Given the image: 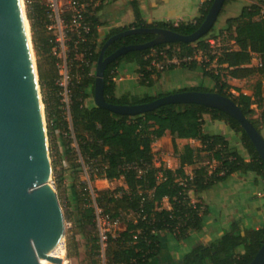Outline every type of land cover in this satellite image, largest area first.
<instances>
[{
	"label": "trees",
	"instance_id": "1",
	"mask_svg": "<svg viewBox=\"0 0 264 264\" xmlns=\"http://www.w3.org/2000/svg\"><path fill=\"white\" fill-rule=\"evenodd\" d=\"M28 1L30 3H28ZM115 1V0H108ZM213 0H205L199 15L190 23L173 26L168 23L146 24L140 17L137 0H129L134 22L126 27L109 30L107 35L98 40L97 28L100 25L96 13L101 9L100 3L90 18L89 35L92 56L90 65L76 68L77 60L73 58V80L71 81V98L69 120L64 119V112L58 102V90L54 86L57 77L56 60L51 54L52 38L45 29L46 7L42 0H24L25 13L29 23L31 41L35 52L38 84L46 91L42 103L45 118L49 124L60 132L72 135L78 146L81 159L107 182L122 179L123 186L113 190L109 188L92 190L95 207L92 206L90 193L84 187L82 217L85 225L94 228L95 213L107 217L110 222L118 221L121 230H115L113 236L107 234L105 244V264H150L160 253V234L170 235L177 243L187 239L190 232H198L202 226L205 209L199 203L191 204L187 193L195 195L209 189L213 184L224 181L234 173H254L264 184V165L251 141L232 117L221 111L201 105L172 104L139 116L116 115L106 109L92 106L87 108L84 101L87 91L93 94L95 65L103 43L111 36L129 28L157 27L168 29L180 35H189L203 21ZM233 0H225L223 7ZM222 7V8H223ZM264 2L243 7L237 17L225 20L223 31L228 34L231 43L228 48L211 54V49L203 38L185 44L181 42L158 45L150 49L128 52L105 67L103 72V97L112 105H136L148 103L167 94L153 97H132L124 94L114 95L115 71L121 62L135 63L138 66L137 82L140 86H152L153 76H158L155 68L150 66L146 56L152 50H165L167 58L177 60L193 57L200 53L199 59L188 63L170 65L167 70L182 68L188 71L201 69L203 77L213 83L211 89L191 87L182 91L214 92L232 100L241 110L250 124L261 135L264 126V112L254 118L256 110H262L264 99L261 84L257 82L250 96L241 94L227 84L226 79L242 80L254 75H264ZM219 16V15H218ZM151 35H132L117 39L105 50L104 56L110 55L122 46L143 44L151 40ZM176 51V53H175ZM253 56L259 58V66H251ZM206 58V63L202 58ZM43 61L42 63L40 62ZM210 63L219 72L208 73L206 66ZM237 92V96L231 93ZM203 116L212 121L223 122L233 133L239 135L240 143L248 160L246 161L220 135H209L202 130ZM168 133L173 151L177 155L179 166L170 170L160 164H153L152 145ZM263 138V137H262ZM264 139V138H263ZM175 140H194L198 148L184 145L177 149ZM71 142V141H69ZM205 153L208 163L192 169V178L188 179L184 171L186 166L194 165L199 154ZM211 160L215 165L211 169ZM100 164L97 168L95 163ZM264 194V190H263ZM166 200L168 209L162 207ZM83 223V224H84ZM95 238L92 242L94 256H98L99 245ZM264 243V223L257 229L242 228L238 221H232L222 235L204 244H197L184 254L176 264H248ZM91 264H97L92 259Z\"/></svg>",
	"mask_w": 264,
	"mask_h": 264
},
{
	"label": "water",
	"instance_id": "2",
	"mask_svg": "<svg viewBox=\"0 0 264 264\" xmlns=\"http://www.w3.org/2000/svg\"><path fill=\"white\" fill-rule=\"evenodd\" d=\"M224 1L213 0L201 24L189 35L139 27L109 37L96 61L92 100L95 107L130 117L172 104L221 111L239 123L264 165V139L232 100L217 93L175 92L136 105H112L103 97V72L108 64L131 51L200 40L214 26ZM24 18L19 0H0V264H60L61 259L52 256L62 242L64 223L56 193L47 183L50 167L44 119ZM132 35L153 38L104 56L112 42ZM248 264H264V243Z\"/></svg>",
	"mask_w": 264,
	"mask_h": 264
},
{
	"label": "crops",
	"instance_id": "3",
	"mask_svg": "<svg viewBox=\"0 0 264 264\" xmlns=\"http://www.w3.org/2000/svg\"><path fill=\"white\" fill-rule=\"evenodd\" d=\"M204 1L205 0H137L140 17L144 23H168L173 26L180 23L193 22L194 19L198 17L199 8ZM261 2H264V0H233L231 3L225 5L221 11L228 7L230 8L229 10H233L231 11L232 13H235L238 10L241 11L243 7L259 4ZM105 14L108 16L106 19L104 18ZM233 15L234 14H228L222 22V27H218V29H224L225 20L237 17ZM98 22L100 24L97 28L98 40L103 39L111 29L131 25L134 22V17L129 5V0H115L110 5L104 7L98 13ZM104 30H107V33H104ZM137 70L138 66L135 63L122 62L118 65L115 71V78L113 79L114 95L116 97H120L124 94L137 98L155 96L154 94L149 95L140 93L139 84L137 82ZM185 71L188 72V75L196 74L198 79H206V77H203L202 71L199 68L194 71L175 68L156 78L154 77V83H165L175 72L184 76L185 73L183 72ZM235 81L239 80L226 79L229 85L231 82ZM189 83L190 84L184 85L176 84L172 90L177 91L184 88L202 87L198 85L197 82ZM210 87H213V83L206 88L211 89ZM155 94L158 95L157 93ZM92 101L93 100L88 96L84 101V106L91 108L94 106L92 105ZM216 126H218V130ZM204 127H208L210 132H205ZM202 130L209 135H220L224 137L228 142L229 148L235 150L244 158V153L241 152L242 148L231 143L230 136L234 134L223 122L203 119ZM165 136L170 138L168 133H165L163 137ZM178 143H180L182 147L184 145H189L194 149L199 147V143L194 140H175V144ZM160 164L170 170H174L179 166L178 158H175V168L173 165H170L169 159L166 160V163L162 160L154 166L159 167ZM184 171L187 174L185 168ZM263 190V181L254 173H234L228 176L224 181L213 184L202 193L195 195L193 192H189L188 197L190 200L201 203L206 211L205 215L202 216L201 230L198 232H190L187 239L180 243H177L170 235L160 234V253L150 264H176L184 254L189 252V250L197 244H204L219 238L232 221H238L242 228L257 229L261 227L264 223ZM163 202L167 205V207L164 208L168 209L167 202L165 200ZM179 249H182L184 252H178ZM173 250L174 254L178 256L176 259L171 255Z\"/></svg>",
	"mask_w": 264,
	"mask_h": 264
},
{
	"label": "rangeland",
	"instance_id": "4",
	"mask_svg": "<svg viewBox=\"0 0 264 264\" xmlns=\"http://www.w3.org/2000/svg\"><path fill=\"white\" fill-rule=\"evenodd\" d=\"M113 1H107L106 3H103L101 6V9L96 13V16L98 17V13L106 6L110 5ZM23 3V11L25 13V3L24 0H22ZM61 3L63 4V0H61ZM230 8L226 7L224 10L221 11L220 15L218 16L213 29L211 33L203 38L204 41L213 40L214 45L211 51L219 52L223 48H228V46L231 44L228 40V34H226L223 30H219L218 27H222V22L226 18L228 14H234L233 16H238L239 11L237 12H231L233 10H229ZM229 12V13H228ZM264 15V10H263ZM108 16L105 14L104 18L106 19ZM25 19H26V27L28 30V37L30 39L31 44V50H32V58L34 61V65L36 67L37 59L35 57V52L33 49L32 41H31V33L29 28V23L26 18L25 13ZM107 33V30H104V33ZM103 37V36H102ZM167 48H165L166 51ZM176 53V51H175ZM200 53L196 55V58L200 61ZM206 58H202V62L206 63ZM42 63L43 61L40 60ZM122 63V62H121ZM259 58L256 56H253L250 65L251 66H259ZM206 71L208 73H215L219 72L218 68L214 65V63H210L206 66ZM173 70V69H172ZM171 70H164L159 71L158 76L167 73ZM179 71V70H177ZM37 72V71H36ZM185 73L184 76L178 74V72L173 73V76L170 77V79H167L165 83H154L152 86H140V93L149 94V95H156L157 94H170L174 92L172 89H174V86L176 84H190L189 82H197L198 85H201L203 88H208L212 83L209 79H204L196 77V74H190L188 75L187 71L183 72ZM156 75L154 77H158ZM259 82L261 84V94L264 99V75H254L252 77H249L247 79H242L239 81L231 82L230 86L233 89H237L239 93L244 95H251L253 91L254 85ZM37 84H38V77H37ZM211 88V87H210ZM38 91H39V97L41 102V108H42V114L44 119V129L46 134V149H47V157H48V163L50 167L49 177L47 183L54 189L56 193V197L58 200V204L61 209L62 217H63V223H64V232H63V239L61 242V245L63 246L62 249L64 251L63 257L61 259V263L64 264H91L92 259L97 260V264H103L101 251L98 250V256H94L92 249V242L96 238L97 241L98 233L100 230H104L107 228L106 224H98L96 222V219L94 220V228L91 227V225H85L84 219L82 217V211L83 207H85L86 202H84V187L86 190L90 193V200L92 203V206L95 207L94 198L95 195L92 190L95 189H102V188H109L111 190L115 188H119L123 186V180H115V181H104L101 179L98 175H96V172L93 171L94 167L92 168L88 166L80 157L77 143L75 142L72 135H67L63 132L58 131L53 126H51V123L49 124L50 132H48V126L45 118V107L42 103L43 99H48L45 97L46 91L44 89H41L38 84ZM89 98L92 100V93L90 91H87ZM231 93L234 96H237V92H234L231 90ZM93 102V101H92ZM91 102V103H92ZM92 105H94L92 103ZM252 108L255 110L254 118L260 117V113L264 112V104L262 110H256L255 106H252ZM203 119L209 120L208 116H203ZM218 126H216V129ZM215 129V128H214ZM205 132H210V129L208 127H204ZM218 130V129H217ZM261 136L264 138V126L261 127ZM233 133V132H232ZM234 135L230 136V141L232 144L241 146L239 135L233 133ZM171 139L167 136L157 140L152 145V155H153V164L156 166L160 161H164L166 163V160L169 159L170 165L174 167L175 165V158L176 154L173 151L172 143L170 141ZM71 141V142H69ZM176 147L178 150L181 149L180 143L176 144ZM242 153H244V158L246 161L248 160V157L245 155V152L242 148ZM196 163L194 165L186 166L185 169L187 171V174L192 172V169L204 166L208 163L207 157L205 153L199 154V158H197ZM95 167H99V162L95 163ZM214 166H211V169ZM175 168V167H174ZM201 204V203H199ZM202 206V204H201ZM162 207H167L164 202H162ZM203 207V206H202ZM84 223V224H83ZM110 232L117 229H121V225L117 228H110ZM98 243V242H97ZM183 251L182 249H179L178 252ZM184 252V251H183ZM173 258H178L177 254L171 253ZM105 258V257H104ZM64 259V260H63ZM46 264H52L51 262H47Z\"/></svg>",
	"mask_w": 264,
	"mask_h": 264
},
{
	"label": "built area",
	"instance_id": "5",
	"mask_svg": "<svg viewBox=\"0 0 264 264\" xmlns=\"http://www.w3.org/2000/svg\"><path fill=\"white\" fill-rule=\"evenodd\" d=\"M45 7V21L43 22L45 29L50 33L52 38L51 54L56 60L55 68L57 77L54 80V86L57 88L58 102L60 108L64 112V119L69 120V106L71 98V81L73 80V58L77 60V67L90 65L92 51L90 48L89 35L91 31L90 18L94 15V9L100 3H106L108 0H42ZM25 3V2H24ZM28 3H30L28 1ZM207 44L212 49L213 40H208ZM216 51H211V54ZM173 57L168 59L165 50H152L146 58H150V66L155 68L157 72L167 70L170 65H176L180 62L188 63L196 60L193 57H185L177 60L172 52ZM211 165H215L211 160ZM191 180L192 172L187 174ZM104 180V179H103ZM105 181V180H104ZM191 192V191H189ZM188 192V193H189ZM187 193V195H188ZM165 200V199H164ZM163 200V201H164ZM162 201V202H163ZM166 201V200H165ZM198 202L191 201L192 205ZM200 209H203L201 207ZM96 222L100 225L106 224L107 228L98 233V245L101 251L102 261L105 264L104 251L107 234L113 236L109 227L117 228L120 223L116 220L110 222L107 217L95 213ZM119 230V229H117Z\"/></svg>",
	"mask_w": 264,
	"mask_h": 264
},
{
	"label": "bare ground",
	"instance_id": "6",
	"mask_svg": "<svg viewBox=\"0 0 264 264\" xmlns=\"http://www.w3.org/2000/svg\"><path fill=\"white\" fill-rule=\"evenodd\" d=\"M19 5H20V8H21V10H22V12H23V3H22V0H19ZM24 23H25V25H26L25 18H24ZM26 30H27V27H26ZM27 33H28V31H27ZM28 39H29V37H28ZM62 247H63V246L60 244V245L57 247V249H56V251H55V253L53 254L52 257H56V258L62 259L63 254H64V251H63ZM63 260H64V259H63ZM52 264H53V263H52ZM62 264H64V263H62Z\"/></svg>",
	"mask_w": 264,
	"mask_h": 264
}]
</instances>
